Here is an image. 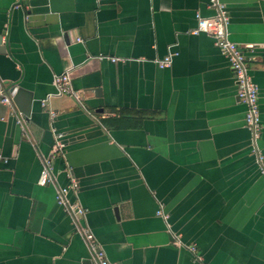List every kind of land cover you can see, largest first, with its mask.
Segmentation results:
<instances>
[{
	"label": "crops",
	"instance_id": "0c3cea01",
	"mask_svg": "<svg viewBox=\"0 0 264 264\" xmlns=\"http://www.w3.org/2000/svg\"><path fill=\"white\" fill-rule=\"evenodd\" d=\"M221 2L259 154L229 59L192 33L210 0H0V264H91L85 229L117 264H264V0Z\"/></svg>",
	"mask_w": 264,
	"mask_h": 264
},
{
	"label": "built area",
	"instance_id": "2783aa9c",
	"mask_svg": "<svg viewBox=\"0 0 264 264\" xmlns=\"http://www.w3.org/2000/svg\"><path fill=\"white\" fill-rule=\"evenodd\" d=\"M210 4L211 7L217 11V15L212 18H204L198 15L197 27L192 31V33L196 35L200 33H207L211 35L215 40L216 46L229 59L237 84V96L239 101L247 108L245 121L247 128L252 133V152L254 154H259L258 140L261 132L260 110L258 103L259 88L253 82L249 73L247 51L229 40L227 29L229 17L226 14L225 7L223 6L221 0H210ZM171 58V55H168L164 60L159 61L158 65L160 67L169 66ZM112 61L116 62L115 59H112ZM54 84L59 95L74 96L75 98L80 99V95L72 88L69 74L57 76L54 80ZM0 102L6 105L11 104V97L8 93H6L1 83ZM59 148L60 146L58 144L54 153H56ZM51 170L52 161L51 159H48L44 163L43 171L39 180L40 185L46 186L51 181ZM72 188H78V183L75 180H73ZM66 195V190L57 192L58 204L64 208L66 213L74 217L84 215V210L80 203L69 202ZM161 214L162 212L159 211L158 215ZM82 233L91 250V264H117L109 261L105 254L98 250V246L96 245L94 236L90 230H82ZM192 250L195 252L196 247H192Z\"/></svg>",
	"mask_w": 264,
	"mask_h": 264
}]
</instances>
